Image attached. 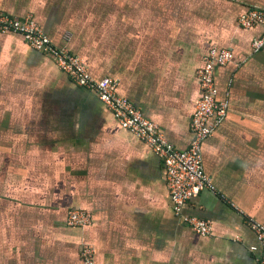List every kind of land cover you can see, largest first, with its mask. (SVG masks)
Here are the masks:
<instances>
[{
  "label": "crops",
  "instance_id": "0c3cea01",
  "mask_svg": "<svg viewBox=\"0 0 264 264\" xmlns=\"http://www.w3.org/2000/svg\"><path fill=\"white\" fill-rule=\"evenodd\" d=\"M264 0H0V15L31 18L92 76L188 149L200 97L198 71L212 45L233 60L215 70L229 115L204 143L216 192L188 202L206 219L202 237L176 214L166 169L89 88L17 34L0 33V264H257L262 250L247 220L264 221V28L241 16ZM69 39H66V37ZM71 210L91 214L66 226Z\"/></svg>",
  "mask_w": 264,
  "mask_h": 264
},
{
  "label": "built area",
  "instance_id": "2783aa9c",
  "mask_svg": "<svg viewBox=\"0 0 264 264\" xmlns=\"http://www.w3.org/2000/svg\"><path fill=\"white\" fill-rule=\"evenodd\" d=\"M239 24L243 29L255 26L264 28V9L249 10L241 16ZM0 33L22 36L33 49L51 56L74 83L96 92L120 125L145 142L162 161L176 214L196 234L202 237H209L212 234L210 222L199 217L184 216L183 209L188 202L199 197L204 191L216 192L213 180L205 170L204 143L214 137L229 115V101L218 99L215 70L233 60L232 51L212 45L203 57V66L197 75L200 97L190 123L193 139L188 149L179 150L166 140L156 123L145 118L138 107L118 94V81L113 78L96 80L82 57L71 52L66 45L55 44L31 18L17 20L0 15ZM251 48L253 53L264 50V34L251 43ZM247 222L256 234L262 250V257L257 264H264V221L258 223L248 219ZM91 224L92 216L87 211L71 210L67 215L66 226L70 229L84 228ZM80 257L84 264H96L95 250L90 245L82 247Z\"/></svg>",
  "mask_w": 264,
  "mask_h": 264
}]
</instances>
